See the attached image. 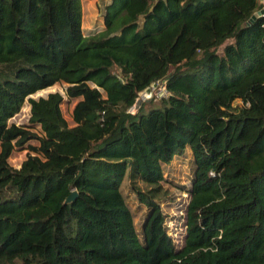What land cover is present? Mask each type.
<instances>
[{
  "label": "trees",
  "instance_id": "trees-1",
  "mask_svg": "<svg viewBox=\"0 0 264 264\" xmlns=\"http://www.w3.org/2000/svg\"><path fill=\"white\" fill-rule=\"evenodd\" d=\"M83 3L0 0V264H264V1L109 0L90 35ZM187 151L179 245L164 181Z\"/></svg>",
  "mask_w": 264,
  "mask_h": 264
},
{
  "label": "rangeland",
  "instance_id": "rangeland-1",
  "mask_svg": "<svg viewBox=\"0 0 264 264\" xmlns=\"http://www.w3.org/2000/svg\"><path fill=\"white\" fill-rule=\"evenodd\" d=\"M109 2V0H84V29L85 34L90 35L94 32L101 31L104 28V22L101 15V9L104 8L105 4ZM165 82L161 80L156 85L155 89L151 86L148 90H146L141 95L140 101H144L148 103L151 100H157L161 98L160 91L163 89V85ZM67 84L64 82H59L52 87L47 89H43L33 94L32 96L35 98H39L41 96H47L50 92L60 91L65 94V89ZM79 99H75L70 101L66 98L65 102L62 105L63 112L65 118L68 120L70 125H75L73 120V108ZM138 100V101H139ZM140 102V103H141ZM139 102L137 104H140ZM149 105V104H148ZM132 112L136 111V106L131 109ZM30 118V106L28 102L24 104L21 111L16 114L13 118L10 119L11 123L16 124H27L29 123ZM36 144V142H32ZM26 147H17L9 161L12 166L20 167L22 162L27 158L28 152L30 149ZM191 153L187 151V154L182 158H175L173 162L167 166L166 169V180L164 184L166 187H169L170 190L174 193V199L170 200L169 206L164 204V209L166 213H168V227L169 233L174 237L175 241L182 245L184 243V237L186 233L185 226V207L189 201L190 194L185 192V190L176 186L177 183L184 184L188 188L191 185ZM127 190L125 189V192ZM133 207L137 206L135 201L132 202Z\"/></svg>",
  "mask_w": 264,
  "mask_h": 264
},
{
  "label": "water",
  "instance_id": "water-1",
  "mask_svg": "<svg viewBox=\"0 0 264 264\" xmlns=\"http://www.w3.org/2000/svg\"><path fill=\"white\" fill-rule=\"evenodd\" d=\"M264 15V7L256 12H254V14L250 17V19L246 22L247 25H250L252 23H254L257 18H259L260 16ZM139 103L141 102L140 100L138 101ZM77 197V192L74 191L66 200V203H70L72 202L75 198Z\"/></svg>",
  "mask_w": 264,
  "mask_h": 264
},
{
  "label": "built area",
  "instance_id": "built-area-1",
  "mask_svg": "<svg viewBox=\"0 0 264 264\" xmlns=\"http://www.w3.org/2000/svg\"><path fill=\"white\" fill-rule=\"evenodd\" d=\"M158 82H160V81H158ZM158 82H156L154 85H152L153 89H155L156 85H158ZM167 94H168V90L166 88V84L164 83L163 89L160 91V95L159 96L162 97V96H166ZM143 95H146V94H143Z\"/></svg>",
  "mask_w": 264,
  "mask_h": 264
},
{
  "label": "crops",
  "instance_id": "crops-1",
  "mask_svg": "<svg viewBox=\"0 0 264 264\" xmlns=\"http://www.w3.org/2000/svg\"><path fill=\"white\" fill-rule=\"evenodd\" d=\"M262 1H264V0H262Z\"/></svg>",
  "mask_w": 264,
  "mask_h": 264
}]
</instances>
